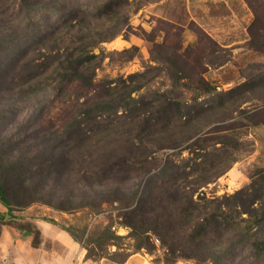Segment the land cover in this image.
I'll return each instance as SVG.
<instances>
[{"label": "rangeland", "instance_id": "rangeland-1", "mask_svg": "<svg viewBox=\"0 0 264 264\" xmlns=\"http://www.w3.org/2000/svg\"><path fill=\"white\" fill-rule=\"evenodd\" d=\"M30 1H37L40 7L47 0ZM103 1L106 0H72L71 3L88 8L94 15ZM128 1L123 29L112 40L99 43L94 49L100 61L91 86L81 87L72 83L60 89L50 74L31 85L21 86L25 79L24 73L20 74L17 69L10 71L11 76L14 75L11 84L3 82V86H6L0 92V143H8L0 148V167L9 163L18 167L9 173L10 201L13 204L2 213L5 217L0 220V230L3 226L19 230L13 223L33 227L32 220L53 225L48 222L50 220L57 223L54 226L60 229H72L79 237L81 231L88 233L97 226L110 224L112 231L123 237L119 242L122 256L134 250L133 242L125 238L129 229L120 224L123 219V209L120 207L131 202L134 192H141L145 179L162 167L164 158L171 157L172 162L181 167L184 162L194 158L192 151H199L202 149L200 147H204L205 152L221 149L226 153L221 164L210 168L208 176L213 178L215 173L225 172L214 178L213 182L198 188L193 193L194 198L231 195L250 182L255 170L264 168L263 127L251 125L250 120L240 114L241 111L252 112L264 107V0H192L189 4L186 0H157L140 6L138 0ZM42 11H37L26 20L19 7L13 6L0 17V68L10 65L24 46L29 43L35 45L39 36L55 25L57 14L52 10L46 13ZM210 16L215 18L214 22L210 21ZM237 16L240 18L236 19ZM94 21L101 25L100 20ZM113 25L114 21H107L97 29L102 30V35H108L113 31ZM131 47H136L137 51L130 60L125 61L119 54ZM169 60L175 61V65L170 64ZM177 77L181 78L178 82ZM200 78L214 88V100L213 96L201 91ZM120 79L124 82V88L118 83ZM105 81H111V87L120 88L111 96L114 99L121 94L119 108H115L118 116L128 118L134 115L138 120L151 117L153 124L158 115L171 118L172 132L177 134L169 140H160L162 143L169 142L170 147L159 148L154 140L148 147L144 146L146 163L140 164L152 167L151 172L144 177L143 172L135 171L130 177L120 179L113 185H88L94 176L86 171L94 170L97 162L101 161L100 155L110 148L105 145L103 148L99 140L97 148H82L79 157H84L85 162L73 163L72 168L76 171L66 175L64 183H56L54 176L44 171L23 185L22 162L44 149L63 144L66 135L59 131L61 126L75 111L78 102L86 97L101 95ZM242 83H245L246 92L235 99H227L222 94L225 100L223 107L217 105L199 118L185 121L178 128L179 119L176 115L185 120L183 116L186 117L193 107L191 115L207 105H216L220 100L217 93H226ZM42 87L44 89L39 91ZM33 89L36 92L31 93ZM128 90L134 91L130 93L131 98L127 96ZM60 91L64 93L59 94ZM77 93H81L78 98ZM177 102L183 107L175 108L173 104ZM116 103L112 100L109 105L114 106ZM165 103L172 105L162 112L160 110ZM109 113L105 121L114 118L113 110ZM132 127L125 125L124 129ZM30 130H40L33 140L28 138ZM54 131L59 132L55 134ZM217 137H220L221 145L211 143ZM181 139H187L183 146L177 142ZM42 157L43 154H40L38 160L41 161ZM34 163L37 164L36 161ZM140 164L135 166L136 169ZM153 242L157 247L152 255L145 250L139 251L150 257L152 262L162 253L154 236ZM115 250V247L108 248L110 252ZM193 263L192 259H178L176 262Z\"/></svg>", "mask_w": 264, "mask_h": 264}, {"label": "trees", "instance_id": "trees-1", "mask_svg": "<svg viewBox=\"0 0 264 264\" xmlns=\"http://www.w3.org/2000/svg\"><path fill=\"white\" fill-rule=\"evenodd\" d=\"M71 1L47 0L44 5L38 7L37 1L0 0V17H3L13 6L19 7L26 20L32 14L42 10L45 13L52 10L58 16L55 25L48 31H44L34 42L35 45L27 44L10 62V65L0 68V92L6 85L11 84L14 77L10 73L12 69L14 71L17 69L20 74L24 73L25 79L21 86L31 85L39 78L46 77L47 74L57 81L60 89L72 83H77L81 87H89L93 84L95 71L100 61L94 49L99 43L112 40L123 29L126 20L123 17L129 1H103L97 8L98 13L94 15L88 8L76 6ZM155 1L157 0H138L139 6ZM96 19L101 21V25L94 21ZM107 21L110 23L114 21L113 31L108 35L107 33L102 35V30L97 27L103 26ZM136 51V47H131L123 50L119 55L128 61ZM174 62L169 60L172 65H175ZM179 79L181 78L177 77L176 82ZM3 82L6 83L5 86ZM111 83V81L103 82V92L100 96L86 97L77 103L75 111L69 115L59 130L66 135L63 144L44 149L41 153L38 152L30 159H26V162H22L20 167L24 171V179L21 180L23 185H26V182L34 176L42 175L44 171L54 176L56 183H64V177L76 171L72 168L73 163L85 162L84 157H79L82 148L87 146L97 148L99 140L102 147L105 145L110 148L100 155L101 161L97 162L94 170L86 171L94 176L88 185L97 184L101 187L104 184L113 185L120 179L130 177L135 171L143 172L144 177L151 172L152 167L141 165L143 162L146 163L147 157L144 146L148 147L154 140L159 148L170 147L169 142L162 143L160 140H169L177 134L172 132L174 128L170 123L171 118L158 115V118H154L153 124L151 117L138 120L134 115L128 118L118 116L115 108H119L122 97L119 93V95L116 94L118 95L116 98H111L112 94L120 89L117 86L111 87ZM118 83L122 84L121 88L125 87L121 79ZM199 84L201 91L213 96L214 100L215 90L210 83L200 78ZM43 89L44 87L38 90ZM134 91L128 90L127 96L131 98L130 93ZM246 91L245 83H242L226 93H217L220 100L216 105H207L193 112L195 115H191L194 111L193 107L186 117L183 116L185 120L176 115L179 119L178 128L180 129L185 121L191 122L199 118L202 113L215 109L217 105L223 107L225 100L222 94H225L227 99H235L237 95ZM33 92L36 90L33 89L31 93ZM62 93L64 91L59 92V94ZM80 95L81 93H77L76 97ZM112 100L118 102L114 105L115 107L109 105ZM171 105L165 103L160 111L166 112ZM173 105L177 109L183 107L178 102ZM111 110L115 114L114 118L105 121ZM240 114L243 118L250 120L251 125L264 127V107L256 108L252 112L241 111ZM125 125L134 127L126 130ZM137 128H141L140 131ZM59 131L54 133L57 134ZM39 132L40 130L36 132L30 130L28 138L33 140ZM153 135L157 138L154 139ZM187 139L177 140V142H181L180 146H183ZM214 140L216 141L211 143L221 145L220 137ZM5 143H0V148ZM24 143L26 142L22 144ZM72 143L75 144L72 145ZM174 145L179 146L176 143ZM198 145L200 146L201 142ZM207 145L208 143L205 146ZM200 148L202 149L199 151L193 150L194 158L190 162H184L181 167L175 165L171 157L164 158L162 167L145 179L146 183L141 192L136 191L132 194L131 202L124 205L125 207H120L119 201V207L123 209L121 213L123 219L120 224L129 229L125 238L133 242V252L121 256L119 242L123 237L115 234L110 224L104 227L97 226L88 233L81 231L79 237L70 228L61 227V229L85 249V258L92 261L104 258L121 264L130 255L141 250L152 255L157 247L153 242L154 236V240L159 242V247L162 249L161 255L153 261L154 264H176L178 259H192L193 264L207 262L210 264H264V168L255 170L250 177V182L231 195L194 198L193 193L198 188L213 182L214 178L225 172V170L220 171L215 173L213 178L209 177L210 168L221 164L226 153L221 149L205 152L204 147ZM40 154H43L41 161L38 160ZM137 164H140V167L136 169ZM17 167L16 164L10 163L0 167V200L7 209H10L13 204L10 201L11 189L8 177L10 171ZM77 172L79 173L80 170L78 169ZM4 217V214L0 213L1 221ZM48 222L57 225L54 221L48 220ZM13 225L19 230L32 233V243L38 244L39 233L34 226H25L21 223H13ZM109 247H115L116 250L110 252Z\"/></svg>", "mask_w": 264, "mask_h": 264}, {"label": "crops", "instance_id": "crops-1", "mask_svg": "<svg viewBox=\"0 0 264 264\" xmlns=\"http://www.w3.org/2000/svg\"><path fill=\"white\" fill-rule=\"evenodd\" d=\"M191 1L186 0L188 4ZM209 19L212 22L215 21V18L211 16ZM191 21L195 22L193 19ZM207 68L211 69L209 66ZM262 129L264 130V127ZM6 210V207L0 202V213H4ZM31 222L39 231L37 245L32 243V233L16 230L9 226L2 227L0 230V264H116L104 258L97 261L88 260L85 258V249L64 230L39 220ZM121 264H153V262L145 253L137 252L130 255Z\"/></svg>", "mask_w": 264, "mask_h": 264}, {"label": "built area", "instance_id": "built-area-1", "mask_svg": "<svg viewBox=\"0 0 264 264\" xmlns=\"http://www.w3.org/2000/svg\"><path fill=\"white\" fill-rule=\"evenodd\" d=\"M154 241H156L157 242V240L155 239Z\"/></svg>", "mask_w": 264, "mask_h": 264}]
</instances>
